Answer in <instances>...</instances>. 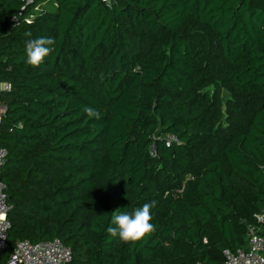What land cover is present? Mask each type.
Masks as SVG:
<instances>
[{
  "label": "trees",
  "instance_id": "16d2710c",
  "mask_svg": "<svg viewBox=\"0 0 264 264\" xmlns=\"http://www.w3.org/2000/svg\"><path fill=\"white\" fill-rule=\"evenodd\" d=\"M0 82V264L22 239H59L67 264H225L264 233V0H0ZM153 201V232L107 233Z\"/></svg>",
  "mask_w": 264,
  "mask_h": 264
},
{
  "label": "built area",
  "instance_id": "2783aa9c",
  "mask_svg": "<svg viewBox=\"0 0 264 264\" xmlns=\"http://www.w3.org/2000/svg\"><path fill=\"white\" fill-rule=\"evenodd\" d=\"M31 0H27L30 2ZM108 1V0H107ZM16 21V18H14ZM8 82H0V93L9 91ZM5 113V106L0 100V117ZM167 145L178 142L171 134L164 136ZM154 155V152L151 150ZM7 156V150L0 146V175ZM11 205L7 202L5 184L0 179V253L5 249L10 221L8 212ZM259 223L264 224V207L256 214ZM225 264H264V233L260 226L247 225V245L235 251L223 250ZM72 259L71 250L59 239L31 242L27 239L18 240L6 264H67Z\"/></svg>",
  "mask_w": 264,
  "mask_h": 264
},
{
  "label": "clouds",
  "instance_id": "9594fccd",
  "mask_svg": "<svg viewBox=\"0 0 264 264\" xmlns=\"http://www.w3.org/2000/svg\"><path fill=\"white\" fill-rule=\"evenodd\" d=\"M25 35L31 37V33ZM53 41L50 38L38 37L35 39H28L25 43V58L26 63L32 67H39L44 59L51 53L52 49L49 47ZM83 112L90 118H100L97 110L85 106ZM155 206V201L145 203L142 207L135 209L133 213L127 211H115L111 214V225L107 228V233L120 241L128 243L140 240L146 234L155 230L152 224L151 209Z\"/></svg>",
  "mask_w": 264,
  "mask_h": 264
},
{
  "label": "rangeland",
  "instance_id": "374dc122",
  "mask_svg": "<svg viewBox=\"0 0 264 264\" xmlns=\"http://www.w3.org/2000/svg\"><path fill=\"white\" fill-rule=\"evenodd\" d=\"M54 9V5L51 3H41L39 5H37L34 10L32 11V17L36 16L40 11H49V10H53Z\"/></svg>",
  "mask_w": 264,
  "mask_h": 264
}]
</instances>
